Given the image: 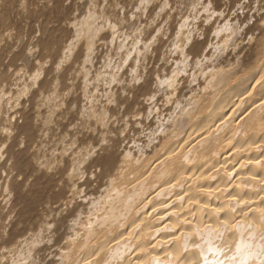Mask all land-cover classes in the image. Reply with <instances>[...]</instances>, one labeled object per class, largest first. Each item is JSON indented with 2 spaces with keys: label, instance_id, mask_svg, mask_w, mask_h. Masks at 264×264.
<instances>
[{
  "label": "rangeland",
  "instance_id": "rangeland-1",
  "mask_svg": "<svg viewBox=\"0 0 264 264\" xmlns=\"http://www.w3.org/2000/svg\"><path fill=\"white\" fill-rule=\"evenodd\" d=\"M263 46L264 0H0V261L56 264L46 220L202 130L207 72L231 83Z\"/></svg>",
  "mask_w": 264,
  "mask_h": 264
},
{
  "label": "bare ground",
  "instance_id": "bare-ground-1",
  "mask_svg": "<svg viewBox=\"0 0 264 264\" xmlns=\"http://www.w3.org/2000/svg\"><path fill=\"white\" fill-rule=\"evenodd\" d=\"M261 56L231 83L233 70L207 72L189 112L202 130L126 166L83 211L46 220L49 239L64 233L56 264H264V46ZM27 256L0 264H51Z\"/></svg>",
  "mask_w": 264,
  "mask_h": 264
}]
</instances>
